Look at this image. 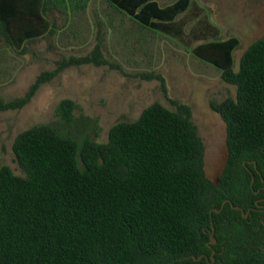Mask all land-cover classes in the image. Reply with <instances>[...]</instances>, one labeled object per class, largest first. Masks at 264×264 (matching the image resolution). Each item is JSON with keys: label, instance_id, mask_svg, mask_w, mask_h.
I'll use <instances>...</instances> for the list:
<instances>
[{"label": "trees", "instance_id": "obj_1", "mask_svg": "<svg viewBox=\"0 0 264 264\" xmlns=\"http://www.w3.org/2000/svg\"><path fill=\"white\" fill-rule=\"evenodd\" d=\"M69 0H0V49H16L54 32L47 18L67 14ZM138 25L179 41L201 40L191 53L212 64L234 97L209 100L225 125L226 159L218 179L204 170V143L190 106L154 101L134 120L119 121L105 142L77 140L36 123L18 132L12 152L23 174L0 165V264H264V36L233 69L236 37L207 38L217 28L191 0H107ZM76 8L79 0H75ZM106 65L101 43L61 56L19 96L17 110L70 66ZM157 79L160 73L140 74ZM76 103L56 114L70 121Z\"/></svg>", "mask_w": 264, "mask_h": 264}, {"label": "rangeland", "instance_id": "obj_2", "mask_svg": "<svg viewBox=\"0 0 264 264\" xmlns=\"http://www.w3.org/2000/svg\"><path fill=\"white\" fill-rule=\"evenodd\" d=\"M175 0H158L161 6ZM202 13L186 27L189 33L205 15L217 30L207 40L236 37L233 69L237 70L242 52L264 36V0H191ZM67 14L56 10L47 18L54 32L22 44L16 49H0V97L21 95L42 70H49L61 56L84 55L96 43L102 44L106 58L125 74L106 65L70 66L42 84L28 104L17 110H0V165L23 174L12 152L15 135L25 128L46 123L79 142L85 139L105 142L109 128L119 121L134 120L154 101L174 108L175 99L190 106L191 119L204 143V170L215 182L226 159L225 125L209 100L234 97L235 87L220 77L219 70L191 53L201 42L189 43L138 25L107 0H69ZM160 73L166 93L157 79L140 74ZM65 98L76 103L70 121L56 114Z\"/></svg>", "mask_w": 264, "mask_h": 264}, {"label": "crops", "instance_id": "obj_3", "mask_svg": "<svg viewBox=\"0 0 264 264\" xmlns=\"http://www.w3.org/2000/svg\"><path fill=\"white\" fill-rule=\"evenodd\" d=\"M157 2H158V0H157ZM159 3V2H158ZM172 3V2H171ZM170 4V3H169ZM160 5V4H159ZM168 5V4H167Z\"/></svg>", "mask_w": 264, "mask_h": 264}]
</instances>
